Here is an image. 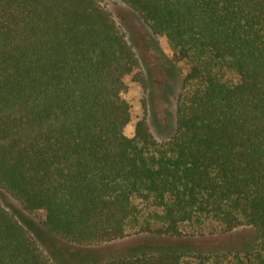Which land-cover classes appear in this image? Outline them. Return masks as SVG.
Segmentation results:
<instances>
[{"label": "trees", "instance_id": "obj_1", "mask_svg": "<svg viewBox=\"0 0 264 264\" xmlns=\"http://www.w3.org/2000/svg\"><path fill=\"white\" fill-rule=\"evenodd\" d=\"M118 1L173 51L163 140L127 99L145 58L106 0H0V191L18 206L0 202V264H264V0Z\"/></svg>", "mask_w": 264, "mask_h": 264}, {"label": "rangeland", "instance_id": "obj_2", "mask_svg": "<svg viewBox=\"0 0 264 264\" xmlns=\"http://www.w3.org/2000/svg\"><path fill=\"white\" fill-rule=\"evenodd\" d=\"M107 7L113 13L115 19L126 30L130 41L136 43V48L144 56V69L149 81V87L144 93L137 83H131L127 99L133 107L134 116L143 112L142 101L147 102V118L152 133L158 140L167 138L173 131L175 125V100L179 87V79L176 73L163 66L167 59L173 56V51L164 36L153 34L144 22L132 13L123 3L118 0H106ZM157 48L156 52H151ZM134 130L133 123H130L125 132L132 135ZM0 202L7 208L18 207L16 202L0 191ZM15 208V209H16ZM30 221L40 222L43 217L41 212L37 216L28 215ZM248 233H238L232 236H216L204 238L190 242V246L197 248H225L239 247L245 245ZM132 240V239H131ZM125 241L117 244V247L128 249L133 243ZM110 251V250H109ZM106 249V252H109ZM56 252L64 262L65 256L71 259H78L79 262L85 257L82 252H76L73 247L65 250L63 247L56 246ZM64 252V254H62ZM103 250L95 252V257L103 255ZM96 258V259H97Z\"/></svg>", "mask_w": 264, "mask_h": 264}]
</instances>
